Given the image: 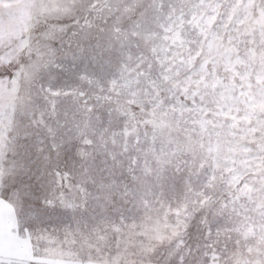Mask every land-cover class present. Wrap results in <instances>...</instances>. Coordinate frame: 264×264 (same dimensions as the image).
I'll list each match as a JSON object with an SVG mask.
<instances>
[{
	"label": "snow or ice",
	"instance_id": "6c2138e0",
	"mask_svg": "<svg viewBox=\"0 0 264 264\" xmlns=\"http://www.w3.org/2000/svg\"><path fill=\"white\" fill-rule=\"evenodd\" d=\"M0 264H264V0H0Z\"/></svg>",
	"mask_w": 264,
	"mask_h": 264
}]
</instances>
